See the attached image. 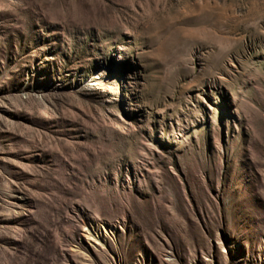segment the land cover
<instances>
[{
  "label": "rangeland",
  "instance_id": "obj_1",
  "mask_svg": "<svg viewBox=\"0 0 264 264\" xmlns=\"http://www.w3.org/2000/svg\"><path fill=\"white\" fill-rule=\"evenodd\" d=\"M0 264H264V0H0Z\"/></svg>",
  "mask_w": 264,
  "mask_h": 264
}]
</instances>
